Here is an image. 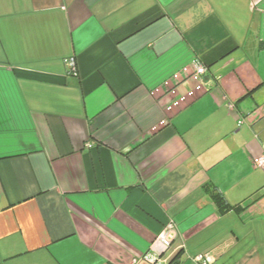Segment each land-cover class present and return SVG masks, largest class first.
I'll return each instance as SVG.
<instances>
[{
    "label": "crops",
    "instance_id": "0c3cea01",
    "mask_svg": "<svg viewBox=\"0 0 264 264\" xmlns=\"http://www.w3.org/2000/svg\"><path fill=\"white\" fill-rule=\"evenodd\" d=\"M263 143L264 0H0V264H264Z\"/></svg>",
    "mask_w": 264,
    "mask_h": 264
},
{
    "label": "built area",
    "instance_id": "2783aa9c",
    "mask_svg": "<svg viewBox=\"0 0 264 264\" xmlns=\"http://www.w3.org/2000/svg\"><path fill=\"white\" fill-rule=\"evenodd\" d=\"M68 67L72 70H74V62L72 60H68L66 62ZM207 69L206 67L199 62V60L196 58L193 62L192 70L189 74L188 79L189 80H204L206 75ZM177 91V87H174L166 95L165 97H170ZM165 99V98H163ZM264 148V143H263ZM253 165L256 168L264 169V154L260 157L253 160ZM264 191V187L262 189ZM176 236V227L172 221H169L162 229V231L159 233V235L155 239V243L160 247L161 250L167 249L171 242L174 240ZM193 260L198 264H209V254H199L196 255Z\"/></svg>",
    "mask_w": 264,
    "mask_h": 264
},
{
    "label": "trees",
    "instance_id": "16d2710c",
    "mask_svg": "<svg viewBox=\"0 0 264 264\" xmlns=\"http://www.w3.org/2000/svg\"><path fill=\"white\" fill-rule=\"evenodd\" d=\"M205 188H206V191L208 193H210V196L212 197V199L214 200V202L217 204L218 209L221 212H226V211L230 210L231 208H236L234 206H230L228 203L225 202L223 196L218 191H215L216 190V187L215 186H212L210 184H207L205 186ZM177 258H178V256H175L173 259H171L169 261V264L174 263V260L177 259Z\"/></svg>",
    "mask_w": 264,
    "mask_h": 264
},
{
    "label": "water",
    "instance_id": "95a60500",
    "mask_svg": "<svg viewBox=\"0 0 264 264\" xmlns=\"http://www.w3.org/2000/svg\"><path fill=\"white\" fill-rule=\"evenodd\" d=\"M207 78H204V81H206ZM179 263V259H177V261H175L173 264H178Z\"/></svg>",
    "mask_w": 264,
    "mask_h": 264
}]
</instances>
